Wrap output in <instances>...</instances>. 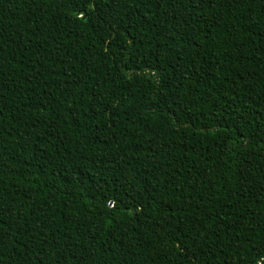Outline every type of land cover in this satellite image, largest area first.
<instances>
[{
  "label": "trees",
  "instance_id": "16d2710c",
  "mask_svg": "<svg viewBox=\"0 0 264 264\" xmlns=\"http://www.w3.org/2000/svg\"><path fill=\"white\" fill-rule=\"evenodd\" d=\"M0 264H264V0H0Z\"/></svg>",
  "mask_w": 264,
  "mask_h": 264
},
{
  "label": "snow or ice",
  "instance_id": "6c2138e0",
  "mask_svg": "<svg viewBox=\"0 0 264 264\" xmlns=\"http://www.w3.org/2000/svg\"><path fill=\"white\" fill-rule=\"evenodd\" d=\"M81 3L85 5V8L88 4V0H81ZM78 15L81 17V18H84L85 20L87 19V13H86V10H82L78 13Z\"/></svg>",
  "mask_w": 264,
  "mask_h": 264
}]
</instances>
